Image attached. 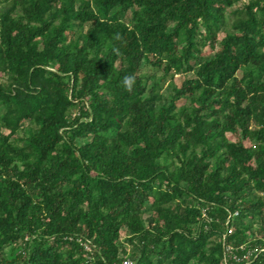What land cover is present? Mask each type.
<instances>
[{
	"label": "trees",
	"instance_id": "16d2710c",
	"mask_svg": "<svg viewBox=\"0 0 264 264\" xmlns=\"http://www.w3.org/2000/svg\"><path fill=\"white\" fill-rule=\"evenodd\" d=\"M242 1L0 0V264H264Z\"/></svg>",
	"mask_w": 264,
	"mask_h": 264
},
{
	"label": "rangeland",
	"instance_id": "374dc122",
	"mask_svg": "<svg viewBox=\"0 0 264 264\" xmlns=\"http://www.w3.org/2000/svg\"><path fill=\"white\" fill-rule=\"evenodd\" d=\"M246 1H247V0H244V1H242V2H239L235 7H241L242 4L245 3ZM185 79H186V77H184V76H176V77L174 78V81H175V83H176L177 86H180V85H182V84L185 83ZM73 113L76 114L77 111H76V110H73ZM228 138H229L230 140H235V137H234L233 135H231V134L228 135ZM125 235H126V234H125L124 232L121 233V236H120V237H121V240H122V241H123Z\"/></svg>",
	"mask_w": 264,
	"mask_h": 264
},
{
	"label": "built area",
	"instance_id": "2783aa9c",
	"mask_svg": "<svg viewBox=\"0 0 264 264\" xmlns=\"http://www.w3.org/2000/svg\"><path fill=\"white\" fill-rule=\"evenodd\" d=\"M83 247L87 253H91L92 248L88 243H84ZM230 252H232V249L230 247H228L226 253H230ZM247 258H248L247 256L244 257V259H247ZM233 260H236L237 262L239 261L235 256H233ZM122 264H132V263L130 261H125Z\"/></svg>",
	"mask_w": 264,
	"mask_h": 264
},
{
	"label": "clouds",
	"instance_id": "9594fccd",
	"mask_svg": "<svg viewBox=\"0 0 264 264\" xmlns=\"http://www.w3.org/2000/svg\"><path fill=\"white\" fill-rule=\"evenodd\" d=\"M124 84L127 86V89L130 91L132 85L134 84V79L131 76L125 77Z\"/></svg>",
	"mask_w": 264,
	"mask_h": 264
}]
</instances>
